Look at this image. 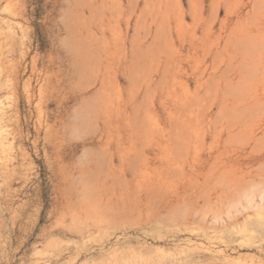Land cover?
Returning <instances> with one entry per match:
<instances>
[{
  "label": "rangeland",
  "instance_id": "1",
  "mask_svg": "<svg viewBox=\"0 0 264 264\" xmlns=\"http://www.w3.org/2000/svg\"><path fill=\"white\" fill-rule=\"evenodd\" d=\"M0 264H264V0H0Z\"/></svg>",
  "mask_w": 264,
  "mask_h": 264
},
{
  "label": "bare ground",
  "instance_id": "2",
  "mask_svg": "<svg viewBox=\"0 0 264 264\" xmlns=\"http://www.w3.org/2000/svg\"><path fill=\"white\" fill-rule=\"evenodd\" d=\"M92 7H95V11H98L101 14L102 19H104V20L107 19L108 20V15H107V9H108V7H105L104 9H102V8L99 9L100 6H98V5L95 6L94 4H92ZM114 15L118 19H121L123 17L122 12L121 11H117V10H115L114 12H111V16L110 17H113ZM104 38H105V36H104ZM111 48L112 47H111L110 41L106 39L105 40V47H104V50L103 51L104 52H109V50Z\"/></svg>",
  "mask_w": 264,
  "mask_h": 264
}]
</instances>
